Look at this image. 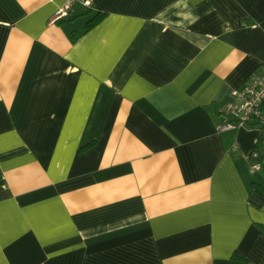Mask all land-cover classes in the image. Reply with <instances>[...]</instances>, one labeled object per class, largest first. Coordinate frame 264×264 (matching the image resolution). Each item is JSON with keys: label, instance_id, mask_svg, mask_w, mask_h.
Returning a JSON list of instances; mask_svg holds the SVG:
<instances>
[{"label": "crops", "instance_id": "crops-1", "mask_svg": "<svg viewBox=\"0 0 264 264\" xmlns=\"http://www.w3.org/2000/svg\"><path fill=\"white\" fill-rule=\"evenodd\" d=\"M66 1L0 0V264H264V0Z\"/></svg>", "mask_w": 264, "mask_h": 264}, {"label": "built area", "instance_id": "built-area-1", "mask_svg": "<svg viewBox=\"0 0 264 264\" xmlns=\"http://www.w3.org/2000/svg\"><path fill=\"white\" fill-rule=\"evenodd\" d=\"M92 8V0H67L50 17L55 22L70 15L77 8ZM225 121L218 127L220 131L243 126L257 127L264 135V62L243 87L233 89L230 98L219 108ZM250 174H255L262 166L259 151L252 149L246 153Z\"/></svg>", "mask_w": 264, "mask_h": 264}, {"label": "trees", "instance_id": "trees-1", "mask_svg": "<svg viewBox=\"0 0 264 264\" xmlns=\"http://www.w3.org/2000/svg\"><path fill=\"white\" fill-rule=\"evenodd\" d=\"M84 13L88 14L91 12V8H87L85 11H83ZM105 13L104 12H100V11H96L92 14L91 17H89V19L85 22L84 25V30H88L89 28H91L92 26H94L95 24H97L103 17H104ZM69 16V15H68ZM73 36H75L74 33H71ZM89 145H86L84 147L81 148V150H85L86 148H88ZM262 229H264V226L262 227ZM233 258L235 259H240L243 260L245 262H247L239 253H234L232 255ZM247 264H250L249 262H247Z\"/></svg>", "mask_w": 264, "mask_h": 264}]
</instances>
